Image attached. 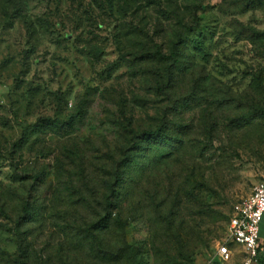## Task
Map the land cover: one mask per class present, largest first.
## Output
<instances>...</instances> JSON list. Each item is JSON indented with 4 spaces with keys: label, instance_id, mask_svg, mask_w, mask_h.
<instances>
[{
    "label": "rangeland",
    "instance_id": "374dc122",
    "mask_svg": "<svg viewBox=\"0 0 264 264\" xmlns=\"http://www.w3.org/2000/svg\"><path fill=\"white\" fill-rule=\"evenodd\" d=\"M263 172L264 0H0V264H220Z\"/></svg>",
    "mask_w": 264,
    "mask_h": 264
},
{
    "label": "built area",
    "instance_id": "2783aa9c",
    "mask_svg": "<svg viewBox=\"0 0 264 264\" xmlns=\"http://www.w3.org/2000/svg\"><path fill=\"white\" fill-rule=\"evenodd\" d=\"M264 213V172L250 192L238 203L229 220L224 240L217 247L220 260L230 257V243L241 245L246 257L241 264H257L259 223Z\"/></svg>",
    "mask_w": 264,
    "mask_h": 264
},
{
    "label": "crops",
    "instance_id": "0c3cea01",
    "mask_svg": "<svg viewBox=\"0 0 264 264\" xmlns=\"http://www.w3.org/2000/svg\"><path fill=\"white\" fill-rule=\"evenodd\" d=\"M259 243H258V253H257V264H264V213L262 215L261 221L259 223ZM231 243L229 244V249H230V257L228 260L226 261H222L220 260V264H241L242 261L244 260V258L246 257V251L245 249L239 245V249L238 251H240V253L242 252L241 256H235L232 252V249L230 247ZM218 256V255H217Z\"/></svg>",
    "mask_w": 264,
    "mask_h": 264
},
{
    "label": "trees",
    "instance_id": "16d2710c",
    "mask_svg": "<svg viewBox=\"0 0 264 264\" xmlns=\"http://www.w3.org/2000/svg\"><path fill=\"white\" fill-rule=\"evenodd\" d=\"M159 132V130H154V131H143L142 133H141V135H151V134H156V133H158Z\"/></svg>",
    "mask_w": 264,
    "mask_h": 264
}]
</instances>
